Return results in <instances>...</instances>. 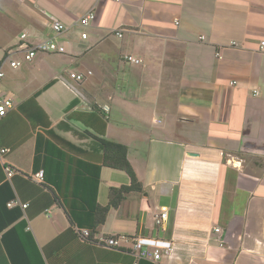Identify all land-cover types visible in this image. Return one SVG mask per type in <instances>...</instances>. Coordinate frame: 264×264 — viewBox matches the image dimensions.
I'll list each match as a JSON object with an SVG mask.
<instances>
[{"label": "crops", "instance_id": "0c3cea01", "mask_svg": "<svg viewBox=\"0 0 264 264\" xmlns=\"http://www.w3.org/2000/svg\"><path fill=\"white\" fill-rule=\"evenodd\" d=\"M51 19L68 28L56 38L64 53L6 66L0 79V97L13 102L0 121V184L27 205L21 219L44 264L155 263L77 238L74 228H87L69 221L65 189L28 180L42 171L33 167L37 136L97 165L101 151L87 155L93 137L126 146L142 190L87 229L94 239L171 241L157 264H264V0H0V61L22 35L50 39ZM97 109L104 129L90 116ZM129 185L123 171L101 167L98 205ZM161 211L164 228L154 222ZM0 264H10L1 242Z\"/></svg>", "mask_w": 264, "mask_h": 264}, {"label": "trees", "instance_id": "16d2710c", "mask_svg": "<svg viewBox=\"0 0 264 264\" xmlns=\"http://www.w3.org/2000/svg\"><path fill=\"white\" fill-rule=\"evenodd\" d=\"M90 116L99 122L102 121L100 117L105 118L102 111L98 109L93 111ZM92 140L93 152L87 155L90 159H97L95 153L101 151V156L98 157L101 162L99 165L87 161H76L64 156L52 143L44 142L41 136H37L33 167L34 171L42 169L47 185L53 186L60 192L65 189V193L61 194L60 198L71 224H76L78 227L87 228L93 232L97 226L104 222L110 208H117L126 194L141 192L142 187L127 160L125 145L97 136L93 137ZM45 146L47 149L44 148ZM43 150L46 152L42 153ZM101 167L123 171L130 179L129 186L109 190V202L105 207H101L97 203ZM15 194L16 191L10 183L3 182L0 184V234H2L0 242L3 250L10 264H44L32 236L25 232L26 223L21 219V207L19 205L7 206L11 201H15ZM51 202H56V198L48 201L43 208L51 205ZM85 243L92 245L89 241ZM118 252L125 254L124 251ZM45 259L48 264L61 263L58 259L53 261L49 258Z\"/></svg>", "mask_w": 264, "mask_h": 264}, {"label": "built area", "instance_id": "2783aa9c", "mask_svg": "<svg viewBox=\"0 0 264 264\" xmlns=\"http://www.w3.org/2000/svg\"><path fill=\"white\" fill-rule=\"evenodd\" d=\"M94 13L90 12L84 16L79 24L81 27L86 28L94 20ZM49 30L51 32V38L36 44H28L24 41L25 35L21 36L22 43L18 44L16 48L10 49L4 55L0 61V79L4 76V67L18 68L21 67L23 63L31 62L39 54H61L64 53V47L57 43L56 38L67 31V27L55 19H51L48 24ZM117 36L121 37L119 33ZM82 39H86V34L82 33ZM20 54L21 59L15 58V55ZM128 62L133 64H138L140 61L133 59L132 57L126 58ZM91 73L88 72L87 75ZM68 77L75 83H81L84 80V74L68 73ZM13 108V102L11 99L6 97H0V120L6 116L10 109ZM104 111L107 108L103 107ZM7 149H0V156L7 153ZM4 173L7 179H10L15 171L9 166L4 167ZM31 180L34 183H43V172L39 171L31 176ZM19 205L22 209L27 207L26 204H20L17 200L11 201L7 204L8 207ZM168 221V211H161L154 217L155 225L158 228H164ZM218 230H216L217 232ZM75 234L78 238L83 241H89L92 245L98 246L108 250L114 251H124L132 256L135 263L138 261H148L151 263H159L165 255H168L172 249L173 244L171 241L159 240L153 238H129L124 235H116L110 237L93 238L92 234L87 229L74 228Z\"/></svg>", "mask_w": 264, "mask_h": 264}]
</instances>
